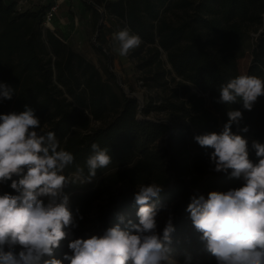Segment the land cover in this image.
I'll use <instances>...</instances> for the list:
<instances>
[{"label": "trees", "instance_id": "16d2710c", "mask_svg": "<svg viewBox=\"0 0 264 264\" xmlns=\"http://www.w3.org/2000/svg\"><path fill=\"white\" fill-rule=\"evenodd\" d=\"M20 1L0 0V84L14 89L12 99H0V114L22 112L25 105L34 109L41 130L54 132L60 146L75 157L66 175L77 165L87 174L85 161L92 143L108 147L112 158L90 183L65 187L77 227L56 249V258L71 254V240L86 239L91 230L93 235L102 234L120 215L138 222L134 193L121 191L116 197V192L124 185L137 191V185L155 182L162 185L160 203L167 206L159 215L169 211L174 217L172 264H217L186 208L193 195L207 197L210 191H227L243 181L215 172L212 150L199 146L194 137L221 132L227 111L240 110L243 119L232 131L248 140L250 159L257 161L252 141L264 144V96L251 111L241 103L217 101L219 85L242 75L239 60L247 54L246 46L250 55L246 74L264 79V0L105 1L104 15L113 31L128 28L142 40L128 54L145 89L142 116L138 100L124 92L109 67L104 77L95 64L44 25L55 4L32 9ZM82 6L92 11L95 24L100 21L99 9L85 1ZM98 42L105 45L102 37ZM128 88L134 92L133 86ZM245 127L247 132L242 131ZM10 184H0V195L19 194ZM103 200L108 203L92 219V206ZM4 250H9L7 245Z\"/></svg>", "mask_w": 264, "mask_h": 264}, {"label": "clouds", "instance_id": "9594fccd", "mask_svg": "<svg viewBox=\"0 0 264 264\" xmlns=\"http://www.w3.org/2000/svg\"><path fill=\"white\" fill-rule=\"evenodd\" d=\"M114 40L120 56H127L142 43L128 28L115 33ZM218 91V103H241L243 109L251 111L264 96V79L237 75L220 84ZM13 92L10 86L0 84V99H12ZM227 116L221 132L196 135L194 140L212 150L210 163L215 172L242 179L243 184L227 191H210L207 197L193 195L186 211L206 252L217 264H264V144L252 141L257 157L254 162L248 140L232 131L234 124L240 125L242 111L230 109ZM74 160L54 132L41 130L40 119L31 107L0 114V184L11 181V189L19 193L0 195V264H172L169 246L174 217L169 213L161 234L157 217L167 206L160 203L163 187L155 182L137 185L134 202L138 222L120 215L102 234L71 240V254L56 258V249L77 227L65 187L90 183L98 169L112 162L109 148L97 143H92L85 161L87 174L79 165L70 176L65 174ZM76 214L79 216V209ZM17 246L21 249L18 253L14 250ZM45 256L49 258L43 259Z\"/></svg>", "mask_w": 264, "mask_h": 264}, {"label": "rangeland", "instance_id": "374dc122", "mask_svg": "<svg viewBox=\"0 0 264 264\" xmlns=\"http://www.w3.org/2000/svg\"><path fill=\"white\" fill-rule=\"evenodd\" d=\"M101 10H104L103 6L100 7ZM73 13V12H72ZM80 16V14L78 15ZM80 25L84 24L85 30L82 31L83 37H81L78 41H71V46L76 51L80 52L81 55L83 54L88 60H90L93 64L97 66V68L101 71L104 77L105 75V68H108V57L104 56L101 52H99L96 48L97 46L94 44L95 35L97 32V27L99 26V22L95 24L94 18L87 19V17L80 18L79 21ZM52 24V23H51ZM51 24L48 27H51ZM47 27V26H46ZM115 30L113 31V27L111 25V21L108 18H104L103 27L101 28L100 35L98 37L105 41V45H103L106 50L107 47L110 48L109 54L113 55L112 59V66L113 70L118 73L121 77V81L125 87L133 86L134 92L136 93H144L145 89L141 88V82L139 81V74L137 75L134 69V62L131 61L127 56H120L116 49L119 47L118 42L114 40ZM101 44V43H100ZM247 54L239 60V69L242 75L246 74L248 65L250 63V55L248 53V47L244 48ZM112 58V57H111ZM155 116V115H154ZM157 117V116H156ZM159 117L165 118L164 114L159 115ZM161 145H164V141H161ZM121 191H128V193H135L136 190H128L127 186H121L117 190L116 197ZM108 203L107 200L98 201L96 202L91 209V218L93 219L101 206H105ZM169 211L159 215L157 217V224H158V231L160 232L165 224V221L168 218ZM93 223H91L92 225ZM93 235L94 231L91 230L89 232ZM90 235V236H91ZM89 236V237H90Z\"/></svg>", "mask_w": 264, "mask_h": 264}, {"label": "crops", "instance_id": "0c3cea01", "mask_svg": "<svg viewBox=\"0 0 264 264\" xmlns=\"http://www.w3.org/2000/svg\"><path fill=\"white\" fill-rule=\"evenodd\" d=\"M82 1L84 0H29L27 2L20 1V3L32 9L36 8L39 4H58L59 8L55 13L50 28L55 30L62 40H65L71 45V41H78L83 37L82 31L85 30V26H83L84 24L80 25V18L87 17V19H91L93 17L92 11H86L82 6ZM90 1L99 6V8L102 6L104 8L105 1L107 0ZM93 4L91 5L94 6ZM79 14L80 16H78Z\"/></svg>", "mask_w": 264, "mask_h": 264}, {"label": "water", "instance_id": "95a60500", "mask_svg": "<svg viewBox=\"0 0 264 264\" xmlns=\"http://www.w3.org/2000/svg\"><path fill=\"white\" fill-rule=\"evenodd\" d=\"M85 2H88V3H91L90 0H84ZM93 4V3H91ZM97 9H99V11L101 12V19L99 21V26L97 27V32H96V35H95V39H94V44L100 48L101 50L104 51V53L107 55L108 57V67L109 69L113 72V74H115L117 76V82L118 84L120 85V87L124 90V92L130 96V97H133V98H136L140 104V108H139V111H140V114L142 116V109L144 108V103H145V97H144V94L143 93H136V92H130V89L128 87H125L121 81V77L118 73H116L114 70H113V66H112V59L111 58V55L109 54V52L106 50V48L101 45L99 42H98V37L100 35V31H101V28L103 27V21H104V18H105V15H104V10H101L99 8V6L93 4ZM161 122L165 123V124H169L171 125V123L168 121V120H162ZM173 131V129L171 130V132ZM170 134L166 136V140H168ZM120 194V193H119Z\"/></svg>", "mask_w": 264, "mask_h": 264}, {"label": "built area", "instance_id": "2783aa9c", "mask_svg": "<svg viewBox=\"0 0 264 264\" xmlns=\"http://www.w3.org/2000/svg\"><path fill=\"white\" fill-rule=\"evenodd\" d=\"M21 1H22V2H27V1H29V0H21ZM58 8H59V5H58V4H55V5H53V6L50 8V10L47 12V14L45 15V19H44V25H45V26L48 27V26L52 23L53 18H54V16H55V13L57 12Z\"/></svg>", "mask_w": 264, "mask_h": 264}]
</instances>
